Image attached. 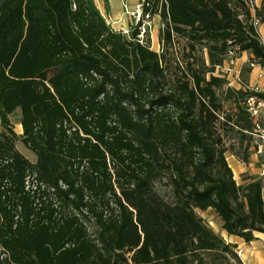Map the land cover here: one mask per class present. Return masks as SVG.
Segmentation results:
<instances>
[{
    "label": "trees",
    "instance_id": "trees-1",
    "mask_svg": "<svg viewBox=\"0 0 264 264\" xmlns=\"http://www.w3.org/2000/svg\"><path fill=\"white\" fill-rule=\"evenodd\" d=\"M160 1L145 0L153 12ZM237 1L245 20L230 0H165L167 44L185 27L216 42L211 67L188 61L172 74L96 0H0V264H206L204 254L243 264L199 212L214 209L248 242L264 233V180L237 182L216 129L222 116L253 140L242 101L264 99L226 88L228 111L226 81L212 74L229 41L264 65ZM18 108L36 162L16 147Z\"/></svg>",
    "mask_w": 264,
    "mask_h": 264
},
{
    "label": "rangeland",
    "instance_id": "rangeland-1",
    "mask_svg": "<svg viewBox=\"0 0 264 264\" xmlns=\"http://www.w3.org/2000/svg\"><path fill=\"white\" fill-rule=\"evenodd\" d=\"M100 1V0H99ZM136 0H130L128 2V9H134L136 7ZM165 0L160 1V5L158 7V11L153 12L152 2L146 5L145 12L149 14V22L151 24L150 28H147V32L144 37V41L142 44H148L151 49L157 51L158 53H164L166 55V62L168 70L174 74L177 71V65H185V62H190L193 65H198L204 62L207 66L211 67V50L212 46L216 44V42L208 39H199V35L201 32L197 30H193L190 28H186L183 32H173L172 42L166 43L162 39V34L164 29L166 28L167 20L163 18V11L165 6ZM230 5L235 8L239 13L244 12V8L242 4L237 0H230ZM149 7V10H147ZM104 15L109 20L110 18L106 15L105 11ZM130 27L133 26V18L130 15ZM119 28V26H117ZM221 42L218 43V47L221 46ZM220 50H215V54L220 57ZM245 79L246 81H251V74L246 69L245 71ZM253 80H255L253 78ZM164 88H168V85H164ZM219 99L224 105V109L231 111L232 110V100L227 97V89L225 86L217 90ZM262 114L264 118V108L262 109ZM11 126L16 133V147L17 149L30 161L36 162L38 157L37 154L31 150L29 147L25 145L23 142V137L21 131V127L19 126L21 122V109L18 108L13 115H10ZM217 134L221 137V147L225 149V155L228 163H231L233 166V162L235 160H239L242 162H249L252 147L251 136L244 134L237 126H234L232 123H228L221 116L220 121L216 124ZM0 131H6V129L1 125L0 119ZM251 176H243L241 179L239 175H237L238 182L240 184H245L247 179ZM30 180H33L31 178ZM264 180V179H263ZM264 194V189H263ZM204 221L218 234H223L224 230L222 229V221L218 214L214 209H209L207 211H199ZM90 230L92 233L96 230L94 226L93 220L88 218L86 219ZM223 236V235H222ZM225 238V237H224ZM131 255V254H129ZM205 259L206 264H215L219 263L220 256L211 257L208 255L202 256ZM215 260V262H214ZM199 260H196L194 264H199ZM130 264H134L130 262Z\"/></svg>",
    "mask_w": 264,
    "mask_h": 264
},
{
    "label": "built area",
    "instance_id": "built-area-1",
    "mask_svg": "<svg viewBox=\"0 0 264 264\" xmlns=\"http://www.w3.org/2000/svg\"><path fill=\"white\" fill-rule=\"evenodd\" d=\"M249 11L248 22L255 30L256 37L264 46V8L259 0H244ZM145 0L136 4L134 9H126V14L133 18V26L121 28V31L126 36H131L135 30H138L137 39L141 43L144 41L147 28L151 27L149 22V14H146ZM241 20L246 19L244 13L239 14ZM111 24L110 22H108ZM246 56V60L242 61V57ZM255 74V81H246L245 71ZM213 75L224 78L226 88L234 90H242L245 92L264 93V65L250 51H242L239 44H232L229 41V47L223 55V60L216 65ZM242 105L249 113L253 121V129L248 132L252 135V149L261 156L264 155V118L262 109L264 108V99L255 94L248 95L242 101ZM242 253V249L238 250V254Z\"/></svg>",
    "mask_w": 264,
    "mask_h": 264
},
{
    "label": "crops",
    "instance_id": "crops-1",
    "mask_svg": "<svg viewBox=\"0 0 264 264\" xmlns=\"http://www.w3.org/2000/svg\"><path fill=\"white\" fill-rule=\"evenodd\" d=\"M143 0H136V4ZM263 0H259L262 3ZM128 2L130 0H109L110 9L107 13L105 10L104 0H96L98 7L101 12L105 11L106 15L110 18L107 19L111 23V26L115 30H120L121 28L130 27V17L126 14V9L128 8ZM104 14V13H103ZM107 18V17H106ZM119 26V28L117 27ZM246 56L242 57V61L246 60ZM255 74L251 73V82L255 80ZM1 119V118H0ZM19 126L21 127L20 133H23V126L20 122ZM253 151V149H251ZM234 166L229 163L233 169L234 176L238 182L237 175L240 179L243 176H251L256 178L264 179V155H257L254 151L251 154L249 162H242L235 160L233 162ZM248 181V180H246ZM239 183V182H238ZM225 232V231H224ZM228 242L237 245V251L242 249V253L239 254L243 264H264V233H256V238L252 241H246L242 237L236 235H229L228 233L222 234Z\"/></svg>",
    "mask_w": 264,
    "mask_h": 264
}]
</instances>
